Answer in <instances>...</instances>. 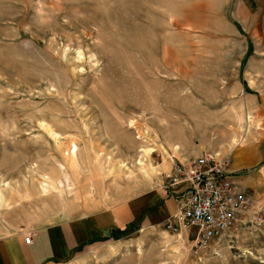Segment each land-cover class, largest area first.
I'll list each match as a JSON object with an SVG mask.
<instances>
[{"label": "rangeland", "instance_id": "1", "mask_svg": "<svg viewBox=\"0 0 264 264\" xmlns=\"http://www.w3.org/2000/svg\"><path fill=\"white\" fill-rule=\"evenodd\" d=\"M238 9L0 0V239L110 213L122 221L54 264H264V220L196 253V229L132 207L159 164L209 153L264 219V20Z\"/></svg>", "mask_w": 264, "mask_h": 264}, {"label": "built area", "instance_id": "2", "mask_svg": "<svg viewBox=\"0 0 264 264\" xmlns=\"http://www.w3.org/2000/svg\"><path fill=\"white\" fill-rule=\"evenodd\" d=\"M233 173L230 159L209 153L175 160L163 188L174 194L182 192L164 228L177 235L196 229L192 238L194 250L199 253L239 225H262L263 216L252 212L250 199L233 179ZM33 241L32 236L25 238L27 245Z\"/></svg>", "mask_w": 264, "mask_h": 264}, {"label": "crops", "instance_id": "3", "mask_svg": "<svg viewBox=\"0 0 264 264\" xmlns=\"http://www.w3.org/2000/svg\"><path fill=\"white\" fill-rule=\"evenodd\" d=\"M238 12L255 16L262 14L264 20V0H239ZM261 27L264 30V21ZM166 162L159 164L162 172L157 177V194L148 195L132 205L138 209L137 213L134 208L138 215L141 213L139 207L145 211L149 205L156 206L148 215L149 223L163 225L174 214L177 200L181 196V190L174 194L163 188L166 180L164 174L173 169L175 160L170 157ZM121 221L122 218L117 215L103 213L88 220L47 227L37 232L30 245L26 244L21 235L4 237L0 239V264H42L45 261L54 264L55 260L71 256L74 250L85 242L104 237Z\"/></svg>", "mask_w": 264, "mask_h": 264}, {"label": "bare ground", "instance_id": "4", "mask_svg": "<svg viewBox=\"0 0 264 264\" xmlns=\"http://www.w3.org/2000/svg\"><path fill=\"white\" fill-rule=\"evenodd\" d=\"M46 128H47V127H46ZM47 130H48L49 133H53V132L51 131V129H48V128H47ZM72 149H73L72 154L75 155L76 152H77V147H76L75 145H73V146H72ZM145 151H146V150H145ZM150 151H151V150H150ZM74 155H73V156H74Z\"/></svg>", "mask_w": 264, "mask_h": 264}]
</instances>
